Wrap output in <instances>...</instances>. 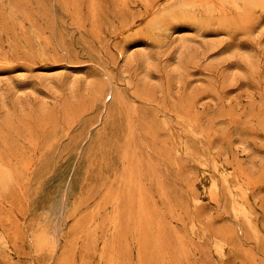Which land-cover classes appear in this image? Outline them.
Segmentation results:
<instances>
[{"label": "rangeland", "instance_id": "374dc122", "mask_svg": "<svg viewBox=\"0 0 264 264\" xmlns=\"http://www.w3.org/2000/svg\"><path fill=\"white\" fill-rule=\"evenodd\" d=\"M0 264H264V0H0Z\"/></svg>", "mask_w": 264, "mask_h": 264}]
</instances>
